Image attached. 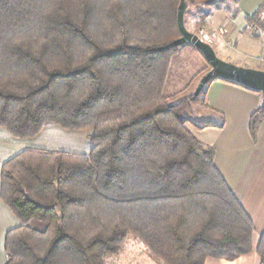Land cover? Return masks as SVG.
<instances>
[{
  "label": "trees",
  "instance_id": "obj_1",
  "mask_svg": "<svg viewBox=\"0 0 264 264\" xmlns=\"http://www.w3.org/2000/svg\"><path fill=\"white\" fill-rule=\"evenodd\" d=\"M180 3L0 0V127L22 138L47 125L93 128L94 143L83 154L27 148L3 164L1 198L21 220L5 264H107L130 233L166 264L253 250V219L182 114L206 104L214 79L195 100L171 103L166 92ZM263 13L248 23L264 31ZM263 119L264 97L250 116L254 139ZM257 251L264 264V232Z\"/></svg>",
  "mask_w": 264,
  "mask_h": 264
},
{
  "label": "crops",
  "instance_id": "obj_2",
  "mask_svg": "<svg viewBox=\"0 0 264 264\" xmlns=\"http://www.w3.org/2000/svg\"><path fill=\"white\" fill-rule=\"evenodd\" d=\"M229 1L225 0L219 5L212 0L205 1L198 5L196 15L205 16L212 46L215 51L219 50L221 55H225L227 61L264 70V31L259 26L248 23V16L253 15L264 4V0H234L231 7ZM185 24L194 32L195 21ZM186 45L172 59L166 87L167 92L172 83L171 74L175 68L178 69L172 83V95L184 93L194 81L198 83L206 69L204 57L197 47L189 43ZM262 99L260 92L214 79L206 88L203 112L190 119L186 118L192 132L204 144L215 148L216 167L253 219L255 226L251 252L235 260L208 258L205 264H261L257 247L260 234L264 232V119L260 123L256 139L251 135L249 122L252 112ZM222 115L225 122L222 127H218L222 122ZM209 123L212 125L199 127ZM73 130L60 125H47L37 135L22 138L0 127V264L7 261V232L21 224V220L1 198L3 164L22 150L37 148L32 145L55 149V145L64 143L62 138L68 144V137L76 134ZM73 146L78 147L76 143ZM28 224L38 230L46 229V224L39 220L32 219Z\"/></svg>",
  "mask_w": 264,
  "mask_h": 264
},
{
  "label": "rangeland",
  "instance_id": "obj_3",
  "mask_svg": "<svg viewBox=\"0 0 264 264\" xmlns=\"http://www.w3.org/2000/svg\"><path fill=\"white\" fill-rule=\"evenodd\" d=\"M206 1H210V0H206ZM233 1L234 0L229 1V3H231L230 7L233 6V4H232ZM212 2L219 5V4H221V2H225V0H212ZM202 3L203 2H200V3L195 4V5H189L188 4V8H187L186 14H185V22H187L189 24L190 21H195L194 32L197 33L198 35L200 34V30L202 28L205 29V31L207 32V28H206V24H205L206 23L205 16H203V14L196 15L198 5H201ZM261 21L264 23V13L261 16ZM208 35L211 37L210 34H208ZM211 44H212V42H211ZM185 46H187V45L186 44L181 45V47H185ZM181 47H180V49H182ZM215 48H217V46H215ZM229 49H232V48H229ZM216 50H218V49H216ZM216 53L218 54V56H220V57L222 56L221 58H223V59L227 58V57H225V55H221L222 53L219 50L216 51ZM237 53L238 52H235V54H237ZM237 55H239V54H237ZM225 60H227V59H225ZM203 61L205 63L206 69L208 70L210 68V66H209V63L205 57H204ZM177 70L178 69L175 68L173 73L171 74V82L172 83H174V81H173L175 78L174 75L176 74ZM172 83H171V86L169 87V89L167 91V94L170 96V102L171 103H176L183 98L193 96V94L196 90L197 84H198L197 81H194L188 87V89L186 91H184V93H182L180 95H172V91L174 90V86ZM203 109L204 108H203L202 103L192 102L183 111L182 114H183L184 118L188 117L190 119L193 116H196V115L200 114L201 112H203ZM187 125L189 126V121H188ZM70 130H72V129H70ZM73 131H75L74 133H76V134L74 136L68 137V144H65L66 139L62 138L64 143L62 145H61V143L59 145H55V147H54L55 149H50V150L69 151V152L78 153V154L89 153L94 146V143L91 140L93 128H84V129L73 130ZM74 143H76L78 145V147H74L73 146ZM32 146L37 147V148L41 147V145H32ZM41 148H44V147H41ZM106 263L107 264H166L161 258L154 255L149 250V248L142 242V240L137 235H135L134 233H130L127 236V239L124 242V245L118 254H110L106 258Z\"/></svg>",
  "mask_w": 264,
  "mask_h": 264
},
{
  "label": "water",
  "instance_id": "obj_4",
  "mask_svg": "<svg viewBox=\"0 0 264 264\" xmlns=\"http://www.w3.org/2000/svg\"><path fill=\"white\" fill-rule=\"evenodd\" d=\"M187 8V0H181L178 8V24L182 31V36L169 43L165 48L171 49L189 43L200 49L208 61L210 68L201 76L192 96V100H195L206 84L215 78H223L239 82L252 89L261 91L264 97V70L237 65L218 56L211 43L203 40L197 33L192 32L187 28L185 24Z\"/></svg>",
  "mask_w": 264,
  "mask_h": 264
},
{
  "label": "built area",
  "instance_id": "obj_5",
  "mask_svg": "<svg viewBox=\"0 0 264 264\" xmlns=\"http://www.w3.org/2000/svg\"><path fill=\"white\" fill-rule=\"evenodd\" d=\"M208 34H209V33L206 32L205 29L202 28V29L200 30V34H199V36H200L203 40H205V41L211 43V42H212V38H211Z\"/></svg>",
  "mask_w": 264,
  "mask_h": 264
}]
</instances>
